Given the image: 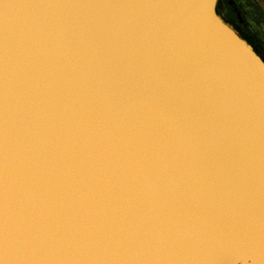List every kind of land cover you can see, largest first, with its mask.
Wrapping results in <instances>:
<instances>
[{
	"label": "water",
	"instance_id": "95a60500",
	"mask_svg": "<svg viewBox=\"0 0 264 264\" xmlns=\"http://www.w3.org/2000/svg\"><path fill=\"white\" fill-rule=\"evenodd\" d=\"M220 0H0V264H264V61Z\"/></svg>",
	"mask_w": 264,
	"mask_h": 264
},
{
	"label": "rangeland",
	"instance_id": "374dc122",
	"mask_svg": "<svg viewBox=\"0 0 264 264\" xmlns=\"http://www.w3.org/2000/svg\"><path fill=\"white\" fill-rule=\"evenodd\" d=\"M242 4L251 30L264 40V0H238Z\"/></svg>",
	"mask_w": 264,
	"mask_h": 264
},
{
	"label": "flooded vegetation",
	"instance_id": "af4514ba",
	"mask_svg": "<svg viewBox=\"0 0 264 264\" xmlns=\"http://www.w3.org/2000/svg\"><path fill=\"white\" fill-rule=\"evenodd\" d=\"M218 13L238 32L242 28L243 23L248 22L245 10L238 0H220Z\"/></svg>",
	"mask_w": 264,
	"mask_h": 264
},
{
	"label": "trees",
	"instance_id": "16d2710c",
	"mask_svg": "<svg viewBox=\"0 0 264 264\" xmlns=\"http://www.w3.org/2000/svg\"><path fill=\"white\" fill-rule=\"evenodd\" d=\"M239 32L253 46L254 50L264 61V40L251 30L248 22L243 23Z\"/></svg>",
	"mask_w": 264,
	"mask_h": 264
}]
</instances>
